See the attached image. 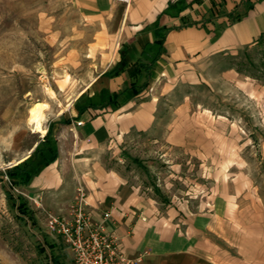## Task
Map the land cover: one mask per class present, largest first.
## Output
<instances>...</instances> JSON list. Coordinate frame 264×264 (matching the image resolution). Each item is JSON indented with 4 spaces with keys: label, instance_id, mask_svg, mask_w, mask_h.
<instances>
[{
    "label": "rangeland",
    "instance_id": "1",
    "mask_svg": "<svg viewBox=\"0 0 264 264\" xmlns=\"http://www.w3.org/2000/svg\"><path fill=\"white\" fill-rule=\"evenodd\" d=\"M110 35L109 19L83 14L78 0H0V264H74L27 187L13 182L57 154L54 134L71 127L73 110L131 100L151 108V124L113 137L108 165L177 213L207 212L202 203L226 197L231 264H264V37L211 54L191 79H133L110 91L92 84L122 72ZM33 109L43 135L28 121Z\"/></svg>",
    "mask_w": 264,
    "mask_h": 264
},
{
    "label": "crops",
    "instance_id": "2",
    "mask_svg": "<svg viewBox=\"0 0 264 264\" xmlns=\"http://www.w3.org/2000/svg\"><path fill=\"white\" fill-rule=\"evenodd\" d=\"M78 5L83 14L109 19L110 36L119 39L114 65L122 72L92 83L110 91L133 79H191L211 54L246 48L264 37V0H78ZM235 15L239 18L234 23H225ZM156 30L163 36L160 45ZM143 66L149 67L146 75L138 71L127 76ZM151 115V108L132 100L117 110L95 103L81 112L73 110L71 127H60L54 134L55 161L31 179L28 197L41 214L66 216L76 190L83 189L95 220L109 212L106 230L126 257H140L137 264H231L230 237L236 230L226 197L202 203L201 210L207 205V212L193 214L186 208L177 213L130 187L108 165L112 138L132 128L144 130ZM77 121L82 126L74 125Z\"/></svg>",
    "mask_w": 264,
    "mask_h": 264
},
{
    "label": "built area",
    "instance_id": "3",
    "mask_svg": "<svg viewBox=\"0 0 264 264\" xmlns=\"http://www.w3.org/2000/svg\"><path fill=\"white\" fill-rule=\"evenodd\" d=\"M128 4V0H115ZM77 127L82 122H75ZM46 229L61 238L73 257L74 264H137L140 257L131 259L119 249L118 240L106 230L109 212L95 220L89 209L86 192L78 188L67 206L66 216L46 214Z\"/></svg>",
    "mask_w": 264,
    "mask_h": 264
},
{
    "label": "trees",
    "instance_id": "4",
    "mask_svg": "<svg viewBox=\"0 0 264 264\" xmlns=\"http://www.w3.org/2000/svg\"><path fill=\"white\" fill-rule=\"evenodd\" d=\"M159 31L156 30L155 33H156V43L157 44H161L162 41H163V36L160 35L158 33ZM122 70V69H121ZM149 71V67H146L144 72L145 74H147ZM117 73V72H116ZM112 75H116L115 72L114 73H109V76H112ZM50 135V131L48 130V132L46 133V138H48ZM56 159V150H54L53 154H52V157L47 161V160H44L42 164H40L39 166H37L36 168L34 169H25L27 168V166L21 170L20 174H18V178L13 182L14 184H18L20 186H24L26 187L28 185V183L31 181V179L33 177H36L39 173H40V170L45 166V165H48L49 163H52L53 161H55ZM18 164V163H17ZM22 213H24V210H23V205L22 204H18L16 206ZM55 263L57 264V262L55 261Z\"/></svg>",
    "mask_w": 264,
    "mask_h": 264
},
{
    "label": "bare ground",
    "instance_id": "5",
    "mask_svg": "<svg viewBox=\"0 0 264 264\" xmlns=\"http://www.w3.org/2000/svg\"><path fill=\"white\" fill-rule=\"evenodd\" d=\"M43 119L44 117L42 111H39L37 109L32 110L31 114L29 115L28 121L32 126L34 133L43 135Z\"/></svg>",
    "mask_w": 264,
    "mask_h": 264
}]
</instances>
